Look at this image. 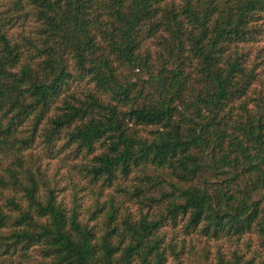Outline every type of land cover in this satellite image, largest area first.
<instances>
[{"label": "trees", "instance_id": "1", "mask_svg": "<svg viewBox=\"0 0 264 264\" xmlns=\"http://www.w3.org/2000/svg\"><path fill=\"white\" fill-rule=\"evenodd\" d=\"M263 16L264 0H0V264L31 252L38 264H179L182 252L211 264L206 243L220 240L229 254L217 248L212 264H264V79L251 51ZM145 26H162V73L149 75L155 103L136 105L113 63L148 69ZM75 82L96 92L79 99ZM59 154L99 185L97 206L134 175L127 194L161 211L132 220L108 196L97 238L45 183L40 160Z\"/></svg>", "mask_w": 264, "mask_h": 264}, {"label": "rangeland", "instance_id": "2", "mask_svg": "<svg viewBox=\"0 0 264 264\" xmlns=\"http://www.w3.org/2000/svg\"><path fill=\"white\" fill-rule=\"evenodd\" d=\"M159 7L160 9L156 10L157 13H155L153 17V22L154 20L162 21V2ZM261 22L264 27V16ZM150 34L151 31H149L148 26H145L139 29L138 35L136 36V53H139V57L147 61L148 69H131L128 66L113 63V66L116 69V76L121 82L127 80L135 84L132 94H139L137 101L135 102L136 105L155 103L152 102L153 99H151L152 87L148 83L149 75L156 76L157 74L162 73V26L159 27L153 35ZM258 50H261V58H259V61L261 62L259 73L260 78L263 80L264 36L261 37L259 42L251 47L252 54H255ZM70 92L79 99H82L88 92L94 94L96 91H94L90 85L83 82H75L71 86ZM149 132V128H142L140 131L144 136H147ZM32 150L34 154L40 152L43 153V147L39 144L38 140L34 143ZM58 156L59 157L55 159L41 158L40 160L45 183L51 188L54 187L57 189L56 194L58 200H62L68 213L75 207L79 212V221L87 223L89 227L96 225L94 227V232L97 238L101 235L102 223L105 222V213L107 212V208H101V206L104 204V200H106L108 196L113 197L115 202L120 205L119 215L122 216L126 214L130 216L132 220H138L145 214H158V212L161 211L162 204L156 203L155 201L150 202L148 199L138 201L134 196L127 194L126 190L129 189L130 185L132 183H138L135 181L134 175H131L128 179L118 180L110 188H103L101 191L103 192V196L99 199V204L97 206L96 200L98 199L97 192L99 185L93 184V182L90 183L89 180L84 178L82 179L80 173L72 168V165L76 162H70L66 159L64 154H59ZM158 194V190L145 192L146 198L154 197L155 199ZM164 230L167 241L172 236L171 239L174 243H178V245H180L182 239L188 240L187 236H184L180 231H175L170 228H165ZM160 236L162 237V229L160 231ZM206 246L209 256L208 263L212 264L215 261L217 248H221V251L225 256H228L229 254V249L224 241H209L206 243ZM196 247L201 255H203L205 252L204 248H201L200 245H197ZM30 255L31 257L29 256V258L31 261H26L20 257H14V260L20 261L22 264H38L41 260L37 253L31 252ZM173 262V258L169 257L167 264H173ZM179 264H198V262L182 252L181 256H179Z\"/></svg>", "mask_w": 264, "mask_h": 264}]
</instances>
